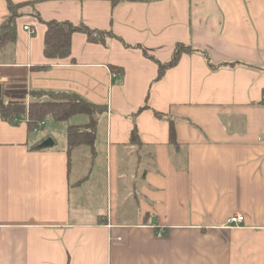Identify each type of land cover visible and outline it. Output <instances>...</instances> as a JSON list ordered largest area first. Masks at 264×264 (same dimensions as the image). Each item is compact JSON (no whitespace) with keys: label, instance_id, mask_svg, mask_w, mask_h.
<instances>
[{"label":"crops","instance_id":"obj_1","mask_svg":"<svg viewBox=\"0 0 264 264\" xmlns=\"http://www.w3.org/2000/svg\"><path fill=\"white\" fill-rule=\"evenodd\" d=\"M11 2L32 5L1 99L76 94L106 112L94 150L69 155L0 118V264H264V0ZM9 14L0 0V26ZM38 16L110 36L75 33L49 60ZM178 46L192 52L159 78L144 51L166 65Z\"/></svg>","mask_w":264,"mask_h":264},{"label":"trees","instance_id":"obj_2","mask_svg":"<svg viewBox=\"0 0 264 264\" xmlns=\"http://www.w3.org/2000/svg\"><path fill=\"white\" fill-rule=\"evenodd\" d=\"M113 4L121 0H111ZM9 17L0 26V59L6 48L14 45L17 40V19L20 11L32 3L15 5L7 0ZM40 22L44 23L38 16ZM47 32L44 39V55L49 60H64L71 57L72 36L75 33H84L91 43H104L108 33L91 31L85 26H74L70 22H49L44 23ZM144 51V50H143ZM191 49L185 46H178L170 63L163 65L156 61L147 51H144L146 58L155 61L159 66V78H162L169 68L177 65L183 53H190ZM113 73L122 74L118 69L112 68ZM29 104L26 98H17L4 101L0 99V118L5 122H11L14 118L23 120L28 118V131L33 133L36 125L52 118L57 123L68 125L66 133L68 155L76 148H89L94 150L97 135L98 117L106 112V108L94 105L76 94H62L45 91H31ZM156 115L160 117V114ZM75 118H82L83 124L72 125L70 122ZM132 142H139L137 130H134L131 137ZM43 143V142H42ZM42 143L38 149H44ZM170 143L177 146L174 124L170 127Z\"/></svg>","mask_w":264,"mask_h":264},{"label":"rangeland","instance_id":"obj_3","mask_svg":"<svg viewBox=\"0 0 264 264\" xmlns=\"http://www.w3.org/2000/svg\"><path fill=\"white\" fill-rule=\"evenodd\" d=\"M3 98H7L5 92L3 93ZM29 101H31L30 96L26 98V102L29 103ZM84 121L82 118H75L70 123L72 125H79L83 124ZM67 127L68 125L65 123H57L52 118H48L45 120V125L38 132L31 133L32 138L40 137L44 140L51 139L55 143V147L59 148L66 144ZM86 149L89 150V148Z\"/></svg>","mask_w":264,"mask_h":264},{"label":"built area","instance_id":"obj_4","mask_svg":"<svg viewBox=\"0 0 264 264\" xmlns=\"http://www.w3.org/2000/svg\"><path fill=\"white\" fill-rule=\"evenodd\" d=\"M24 30L28 31L29 33H33V30L30 29L29 27H25ZM262 100L264 102V95L262 97ZM27 104H29V103L27 102ZM22 121L25 123H29L28 118L23 119V120H19L18 118H14L11 122H13V124H17V123L19 124ZM44 125H45V121L39 122L36 125V127L34 128L33 133L38 132ZM243 222H244V216L241 214H235L230 219H228V225H230V226H238V225L242 224Z\"/></svg>","mask_w":264,"mask_h":264},{"label":"water","instance_id":"obj_5","mask_svg":"<svg viewBox=\"0 0 264 264\" xmlns=\"http://www.w3.org/2000/svg\"><path fill=\"white\" fill-rule=\"evenodd\" d=\"M2 98V87L0 84V99ZM42 146L52 148L54 146V142L51 139H48L43 142Z\"/></svg>","mask_w":264,"mask_h":264}]
</instances>
